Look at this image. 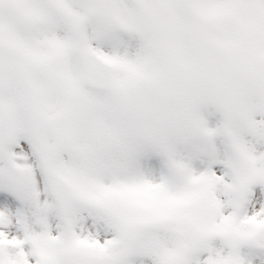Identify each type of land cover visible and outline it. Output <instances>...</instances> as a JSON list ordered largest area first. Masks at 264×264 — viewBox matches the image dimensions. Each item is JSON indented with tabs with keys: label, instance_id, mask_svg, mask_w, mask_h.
Segmentation results:
<instances>
[{
	"label": "snow or ice",
	"instance_id": "obj_1",
	"mask_svg": "<svg viewBox=\"0 0 264 264\" xmlns=\"http://www.w3.org/2000/svg\"><path fill=\"white\" fill-rule=\"evenodd\" d=\"M0 264H264V0H0Z\"/></svg>",
	"mask_w": 264,
	"mask_h": 264
}]
</instances>
